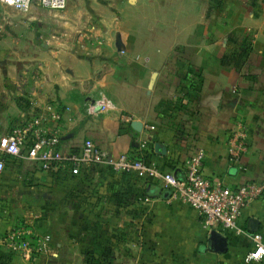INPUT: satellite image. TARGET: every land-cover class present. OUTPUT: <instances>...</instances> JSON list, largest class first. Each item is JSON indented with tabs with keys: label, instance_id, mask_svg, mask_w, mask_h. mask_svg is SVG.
<instances>
[{
	"label": "crops",
	"instance_id": "obj_1",
	"mask_svg": "<svg viewBox=\"0 0 264 264\" xmlns=\"http://www.w3.org/2000/svg\"><path fill=\"white\" fill-rule=\"evenodd\" d=\"M1 64L0 146L19 102L33 98L68 108L66 148L91 139L112 157L143 154L179 177L202 150L204 176L229 188L264 182V0H67L63 10L33 6L28 14L3 7ZM122 114L139 130L122 124ZM239 125L247 151L237 166L227 144ZM114 184L122 193L101 195ZM0 187V231L19 214L16 201L53 202L54 264H264V256L247 258L254 247L247 235L219 233L220 250L197 212L169 200L144 173L100 165L54 177L5 156ZM238 224L264 241V193ZM2 253L0 264H48L49 254L26 261Z\"/></svg>",
	"mask_w": 264,
	"mask_h": 264
},
{
	"label": "built area",
	"instance_id": "obj_2",
	"mask_svg": "<svg viewBox=\"0 0 264 264\" xmlns=\"http://www.w3.org/2000/svg\"><path fill=\"white\" fill-rule=\"evenodd\" d=\"M67 0H17L9 5L0 0V9L11 8L20 14H28L33 6L49 10H63ZM242 51L245 53V49ZM22 109L12 122L0 146V172L4 169V157L13 156L27 160L54 177H71L84 174L93 166L105 165L119 173H144L154 180L163 191L169 192V200L184 204L195 210L206 234L215 231H231L235 235H247L253 242V249L247 258H252L264 241L259 233L249 234L238 224L243 210L264 193V182L245 181L236 188H229L217 180L204 176L201 170L204 153L197 150L186 162L182 177L172 172H163L153 164L145 162V156L121 154L112 157L91 139H84L76 148H66L61 142V129L68 108H58L54 102L40 105L33 98L19 102ZM102 109L103 105H99ZM132 116L122 114L120 122L130 124ZM153 129L154 126H147ZM6 142V143H5ZM18 150L15 153L11 148ZM146 139L138 144L142 151ZM228 159L231 164L240 166V158L247 151L246 133L242 125L228 139ZM52 237L49 233H40L27 218L4 227L0 231V248L4 256L12 254L23 260H36L50 252ZM89 260L90 258H86ZM91 260V259H90ZM89 264L92 263L87 261Z\"/></svg>",
	"mask_w": 264,
	"mask_h": 264
},
{
	"label": "rangeland",
	"instance_id": "obj_3",
	"mask_svg": "<svg viewBox=\"0 0 264 264\" xmlns=\"http://www.w3.org/2000/svg\"><path fill=\"white\" fill-rule=\"evenodd\" d=\"M2 66V64L0 65ZM4 66L0 69H3ZM99 178L100 176H96L95 178ZM97 189H101L100 187H98ZM122 191V188L117 187L115 184L110 188L109 191H101V195L104 194H111V195H118ZM130 192H134L133 190H130ZM4 194L3 189L0 187V200H2V196ZM14 207V211L15 214L19 213L16 215L15 218H12L11 223H15L19 220H22L24 218H29L28 220L30 222H32V225L35 227V229L40 232V233H49L50 235L53 234V230H54V224H55V220H54V204L53 202H49V203H43L39 200L38 203H35L34 206L32 204L28 205V204H22V202H18L16 201L13 205ZM44 210V211H42ZM28 211V213H27ZM34 211H41L42 214H35ZM27 213V217H23L20 214ZM29 213H33V214H29ZM52 237V236H51ZM2 250V249H0ZM49 254V253H47ZM1 255V254H0ZM8 255H12V254H8ZM40 257V256H39ZM47 260H48V264H54V260H53V256L52 255H47L46 256ZM27 261V260H26Z\"/></svg>",
	"mask_w": 264,
	"mask_h": 264
},
{
	"label": "water",
	"instance_id": "obj_4",
	"mask_svg": "<svg viewBox=\"0 0 264 264\" xmlns=\"http://www.w3.org/2000/svg\"><path fill=\"white\" fill-rule=\"evenodd\" d=\"M131 126L133 128H135V129L139 130L140 123H137L135 121H132L131 122ZM163 195H165V196L168 197L169 196V192L168 191H164L163 192ZM250 222L252 224L256 223L255 220H253V219H250ZM209 239L211 241H214L215 243H217V245H218V247H219L220 250L224 249L225 244H226V239L223 236H221L219 233H217L215 231L210 232Z\"/></svg>",
	"mask_w": 264,
	"mask_h": 264
},
{
	"label": "clouds",
	"instance_id": "obj_5",
	"mask_svg": "<svg viewBox=\"0 0 264 264\" xmlns=\"http://www.w3.org/2000/svg\"><path fill=\"white\" fill-rule=\"evenodd\" d=\"M6 2L9 5L15 4L17 3V0H6ZM25 3H27V0H25ZM6 143V142H5ZM10 151H12L13 153H15L16 151H18L15 146H13V148L10 149ZM261 254H264V248H260L256 253L252 254V258L258 259L260 257Z\"/></svg>",
	"mask_w": 264,
	"mask_h": 264
},
{
	"label": "trees",
	"instance_id": "obj_6",
	"mask_svg": "<svg viewBox=\"0 0 264 264\" xmlns=\"http://www.w3.org/2000/svg\"><path fill=\"white\" fill-rule=\"evenodd\" d=\"M242 47L245 49V51H246V50H247V51L249 50V46H248V45H243ZM242 47H241V48H242ZM241 48H240V50H241ZM191 85L193 86V84H191ZM181 105H182V104H181ZM152 183H153V182H151V184H152ZM151 187H152V189H159V188H158L157 186H155V185H152ZM155 191L157 192V190H155ZM149 194H151L150 191L144 190V195H149ZM2 255H3V253H2Z\"/></svg>",
	"mask_w": 264,
	"mask_h": 264
}]
</instances>
